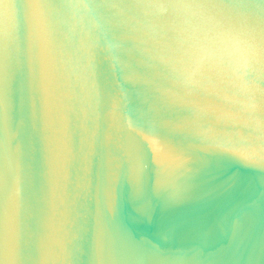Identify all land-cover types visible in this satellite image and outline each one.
<instances>
[{"label": "water", "instance_id": "water-1", "mask_svg": "<svg viewBox=\"0 0 264 264\" xmlns=\"http://www.w3.org/2000/svg\"><path fill=\"white\" fill-rule=\"evenodd\" d=\"M0 264H264V0H0Z\"/></svg>", "mask_w": 264, "mask_h": 264}]
</instances>
